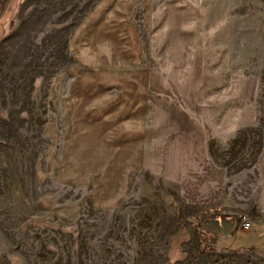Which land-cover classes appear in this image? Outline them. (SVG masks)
<instances>
[{"label": "rangeland", "instance_id": "1", "mask_svg": "<svg viewBox=\"0 0 264 264\" xmlns=\"http://www.w3.org/2000/svg\"><path fill=\"white\" fill-rule=\"evenodd\" d=\"M203 1L0 0V264H264V228L240 227L257 197L260 127H244L249 102L264 117V0ZM198 16L202 58L165 49ZM208 31L235 68L238 131L220 148L228 74H211ZM130 71L135 121L114 106ZM212 161L227 172L215 204Z\"/></svg>", "mask_w": 264, "mask_h": 264}, {"label": "crops", "instance_id": "2", "mask_svg": "<svg viewBox=\"0 0 264 264\" xmlns=\"http://www.w3.org/2000/svg\"><path fill=\"white\" fill-rule=\"evenodd\" d=\"M123 0H115V2L121 4ZM171 3V0H169ZM206 4L209 6L211 12H216V1L215 0H204ZM204 1L201 2L200 4L202 5L200 9L203 8ZM226 0H223L225 2ZM181 3V1H179ZM178 1L176 4L179 3ZM172 4V3H171ZM182 5V4H180ZM198 5V4H197ZM222 10L228 11V7L226 8L225 4H223ZM181 11L188 10L187 7L180 6ZM133 22V19L131 20ZM200 21L204 20L200 19L199 16L195 19V21H189L188 18L186 21L184 19H181L179 22V29H176V33L178 34L179 32V39L171 38L169 41L166 42L165 45L169 43V45L165 49L171 50L173 45H176L174 47L175 51L177 52L178 56H185L188 54V50H190V55L191 53H195V58L199 59L202 58L200 49L202 50V43H203V37L200 35V32L197 30L198 26H200ZM218 24V19L212 18L210 20V23H205L204 26H209V29L212 28L215 24ZM192 26L196 29H190L188 30V27ZM215 26V31H216ZM215 31H208L209 34L207 39L208 41L212 43L211 47L212 50H208V57H211L213 59L211 68V74L216 75V74H221V73H226L228 74L227 76V82L225 84H219L217 87L213 88L215 91V95L213 96V105H216L218 102H220L219 98H222L221 104H218L219 106H223L225 109L217 115V117L213 121V128L219 131V133H223V137L216 138L215 143H218V147L222 145H231L236 137L237 133V128H236V114H235V98L233 94V89L235 86L234 83V74H235V68L233 66L230 67L229 62H230V52L226 50H222L218 48L217 42H216V37H214V32ZM181 32V34H180ZM181 36L183 40H181ZM206 39V42H207ZM180 41V42H177ZM208 44V42H207ZM211 52V54H209ZM129 77L127 78L126 81L121 82L120 84H116L115 90L117 92V98H116V104L114 105L116 109L119 108L121 114L123 113H131V119L135 121V71H130L127 72ZM144 73L141 72V75ZM130 81V82H129ZM127 91V93H125ZM120 100V101H118ZM249 107L250 113L252 112V107H253V120L251 119L247 126L244 127L246 130H251L257 127L259 125L260 127V145L258 146V149L255 150L253 153L252 152L249 155H255V161L256 162V177L258 180V187H257V197L256 201L254 203L255 206L249 205L250 207L247 208L243 213L246 212L248 214L247 220L250 222L252 227H257L258 228H264V117L262 119H257L256 117V101L254 102H249ZM128 111V112H127ZM120 128L122 126V131L126 130L129 128L128 126L126 127V124H123L125 122H122L120 119ZM257 122V123H256ZM256 123V124H255ZM118 129V128H117ZM131 129H135V123L134 125L131 124ZM212 139V140H213ZM230 147V146H229ZM247 154V152H245ZM253 161L251 160V163ZM246 165V163H244ZM204 167H206L204 165ZM249 169V168H247ZM245 169H241L240 171H243ZM239 173V171L237 172ZM236 173V174H237ZM204 178L208 180V183L211 185V192L213 196V204H215L222 196V188L225 185V181L227 180V172L223 167H220L217 165L215 162L212 161L210 163V168L208 169L206 167ZM246 205V204H244ZM248 206V205H246ZM239 209V208H238ZM238 209L236 210L233 207H230L229 210L232 211L234 215L239 214ZM238 216V215H237ZM246 216V215H244ZM243 216V217H244ZM234 227V225H233ZM251 227V228H252ZM250 228V229H251ZM259 230L254 231V233H258ZM264 253V252H263Z\"/></svg>", "mask_w": 264, "mask_h": 264}, {"label": "built area", "instance_id": "3", "mask_svg": "<svg viewBox=\"0 0 264 264\" xmlns=\"http://www.w3.org/2000/svg\"><path fill=\"white\" fill-rule=\"evenodd\" d=\"M240 227L242 231H249L251 228V224L245 217H242Z\"/></svg>", "mask_w": 264, "mask_h": 264}]
</instances>
